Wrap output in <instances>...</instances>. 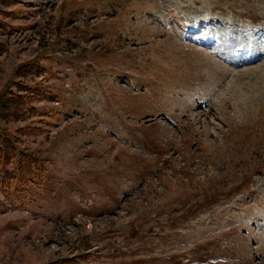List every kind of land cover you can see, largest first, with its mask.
I'll list each match as a JSON object with an SVG mask.
<instances>
[{
	"label": "rangeland",
	"instance_id": "374dc122",
	"mask_svg": "<svg viewBox=\"0 0 264 264\" xmlns=\"http://www.w3.org/2000/svg\"><path fill=\"white\" fill-rule=\"evenodd\" d=\"M206 17L243 39L264 0H0V94L34 110L0 131L42 166L0 183V264H264V56L217 62Z\"/></svg>",
	"mask_w": 264,
	"mask_h": 264
},
{
	"label": "trees",
	"instance_id": "16d2710c",
	"mask_svg": "<svg viewBox=\"0 0 264 264\" xmlns=\"http://www.w3.org/2000/svg\"><path fill=\"white\" fill-rule=\"evenodd\" d=\"M23 95L17 90H13L12 87L8 89V92H2L0 94V108H6L5 111L0 110V117L4 120H10L12 117L14 118H23L25 115H30L23 113L26 107L24 104H30L32 106L33 99H25ZM25 99V100H24ZM35 100V99H34ZM13 108V109H8ZM33 106L31 107L30 113H33ZM20 132H28L29 133H37V128H22L19 130ZM15 143L10 137L5 133V131H0V165L8 163L11 164L16 160V170L5 169L3 170V174L0 176V183L4 185L6 188L9 187L10 183L14 181H18L20 184L28 183V180L35 178L38 171H41L42 166L38 164L39 158L38 156L33 155L31 152L25 151V156H19L20 162L17 161V157L15 156ZM30 155V156H28Z\"/></svg>",
	"mask_w": 264,
	"mask_h": 264
},
{
	"label": "bare ground",
	"instance_id": "6f19581e",
	"mask_svg": "<svg viewBox=\"0 0 264 264\" xmlns=\"http://www.w3.org/2000/svg\"><path fill=\"white\" fill-rule=\"evenodd\" d=\"M231 24L232 23H230V24H228V26H226V27H230L231 28ZM260 37H262V35H260V36H258V37H256V39H253V42L254 43H258V41L261 39ZM208 45H209V43H208ZM207 45V46H208ZM235 47L234 48H227V47H219L218 48V50L217 51H215V53H216V60H217V62L219 61L218 60V58L220 59V60H226V59H228V58H231V57H233V56H239V57H242V55L244 54V53H246V52H251V51H255V49L253 48V49H250V50H248L247 48H246V46H243L242 48H240V49H238L236 46L237 45H234ZM215 56V55H214ZM261 57V53H258V55L255 57V56H253L250 60H248L247 61V59L244 57V59L243 58H241L240 59V61H241V65H250V64H253V63H256L257 62V60L259 59ZM236 67V65H234V68ZM242 67V66H241ZM239 68V67H238ZM244 68H246V67H244ZM237 69V68H236ZM231 70H233V69H231ZM223 74V73H222ZM219 75V74H218ZM223 77V76H222ZM222 84V83H221Z\"/></svg>",
	"mask_w": 264,
	"mask_h": 264
}]
</instances>
